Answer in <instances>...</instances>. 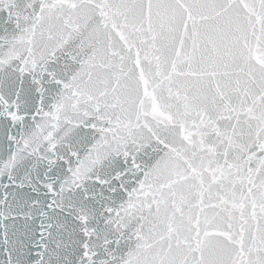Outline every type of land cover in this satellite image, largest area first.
I'll list each match as a JSON object with an SVG mask.
<instances>
[{"label":"snow or ice","instance_id":"snow-or-ice-1","mask_svg":"<svg viewBox=\"0 0 264 264\" xmlns=\"http://www.w3.org/2000/svg\"><path fill=\"white\" fill-rule=\"evenodd\" d=\"M0 264H264V0H0Z\"/></svg>","mask_w":264,"mask_h":264}]
</instances>
